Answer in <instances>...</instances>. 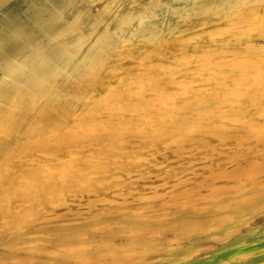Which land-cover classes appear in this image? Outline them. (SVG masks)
<instances>
[{"label":"rangeland","instance_id":"374dc122","mask_svg":"<svg viewBox=\"0 0 264 264\" xmlns=\"http://www.w3.org/2000/svg\"><path fill=\"white\" fill-rule=\"evenodd\" d=\"M0 114V264H264V0H0Z\"/></svg>","mask_w":264,"mask_h":264},{"label":"bare ground","instance_id":"6f19581e","mask_svg":"<svg viewBox=\"0 0 264 264\" xmlns=\"http://www.w3.org/2000/svg\"><path fill=\"white\" fill-rule=\"evenodd\" d=\"M95 28H96V27H95ZM104 35H105V34H104ZM52 37L55 38V37H58V36L53 35ZM75 38H76V37H75ZM102 40H103V39H102ZM102 40H100V41H102ZM87 42H88V41H87ZM97 43H98V41H97ZM109 43H110V42H109ZM101 44H102V42H101ZM101 44H100V45H101ZM100 45H99V46H100ZM84 46H85V45H84ZM102 46H104V45H102ZM97 47H98V46H97ZM95 49H96V48H95ZM104 49H106V47H104ZM100 51L102 52V50H100ZM81 52H82V51H81ZM99 53H100V52H99ZM99 53L95 52V53H93V55L91 54V55H92V58H91V60H90L89 63H88L89 66H91L92 64L94 65V64H96V63L99 62V60H100V59H99ZM101 54H102V53H101ZM101 54H100V55H101ZM73 56H74V55H73ZM73 56H72V57H73ZM85 58H86V57H85ZM16 59H17V58H16ZM67 59H68V58H67ZM101 59H102V58H101ZM75 60H76V59H75ZM71 61H72V60H71ZM103 61H104V59H103ZM78 62H79V61H78ZM41 63H42V62H41ZM69 63H70V62H69ZM101 63H102V62H101ZM4 64H6V63H4ZM99 64H100V63H99ZM28 65H29V64H28ZM39 66H40V65H39ZM84 66H86V65H84ZM32 67H33V66H32ZM40 67H41V66H40ZM40 67H39V68H40ZM81 67H83V66H81ZM92 67H93V66H92ZM11 68H12V67H11ZM27 68H28V67H27ZM34 68H35V67H34ZM44 68H45V67H44ZM94 68H95V67H94ZM35 69H36V68H35ZM86 69H87V68H86ZM14 70H15V69H14ZM14 70H13V72H14ZM39 70H40V69H39ZM10 71H11V69H10ZM29 71H30V70H29ZM29 71H28V72H29ZM37 71H38V70H37ZM37 71H36V72H37ZM42 71H44V70H42ZM76 71H77V70H76ZM89 71H90V68H89ZM89 71H88V72H89ZM25 72H26V71H25ZM44 72H45V71H44ZM91 72H93V71H91ZM34 73H35V72H34ZM20 74H22V72H20ZM54 74H55V73H54ZM11 75H12V74H11ZM13 75H14V74H13ZM88 75H89V74H88ZM9 76H10V75H9ZM17 76H18V75H17ZM22 78H23V77H22ZM20 79H21V78H20ZM51 81H52V80H51ZM20 82H22V81H20ZM50 83H51V82H50ZM11 84H12V83H11ZM13 84H14V83H13ZM17 84H18V83H17ZM17 84H16V85H17ZM52 86H53V85H52ZM17 87H18V86H17ZM21 87H23V86H21ZM28 87H29V88H33V89H34V92H33V93L37 94V91H38L39 89H38L36 86H34V84H30V85H28ZM41 87H42V86H41ZM50 87H51V86H50ZM17 89L19 90L20 88H17ZM18 90H17V91H18ZM17 94H18V93H17ZM1 114H2V112H1ZM1 114H0V115H1ZM224 134H225V133H224ZM225 137H226V136H225ZM257 138H258V137H257ZM179 139H180V138H178V140H179ZM182 139H183V138H182ZM226 139H227V138H226ZM261 139H262V138H261ZM263 139H264V138H263ZM180 140H181V139H180ZM184 141H185V140H184ZM175 142H176V141H175ZM178 143H179V142H178ZM207 144H208V142H207ZM225 174H226V173H225ZM227 178H228V177H227ZM237 178H238V177H237ZM243 180H244V179H243ZM253 184H254V183H253ZM232 185H233V184H232ZM257 185H258V184H257ZM260 185H262V184H260ZM262 186H263V185H262ZM262 186H261V187H262ZM200 187H201V186H200ZM208 187H209V186H208ZM214 188H215V187H214ZM219 188H220V187H219ZM263 188H264V187H263ZM261 189H262V188H261ZM190 190H191V189H190ZM190 190H189V191H190ZM214 190H216V191L214 192ZM214 190H212V191L210 190V191H211L212 193L214 192L215 194H216L217 191H218V192L221 191V190H219V189L217 190V188L214 189ZM259 190H260V189H259ZM262 190L264 191V189H262ZM192 191H193V190H192ZM253 191H254V190H253ZM253 191H252V192H253ZM255 191H256V190H255ZM263 191H262V192H263ZM221 192H222V191H221ZM259 192H260V191H259ZM259 192H258V193H259ZM222 193H223V192H222ZM178 194H179V193H178ZM215 194H214V195H215ZM261 194H264V193H261ZM219 195H221V193H219ZM219 195H218V196H219ZM251 195H256V194H255V192H254V194L251 193ZM218 196L215 195V197H218ZM257 196H258V195H257ZM209 197H210V194H209ZM212 197H213V194H212ZM244 197L246 198V196H244ZM213 198H214V197H213ZM245 198H244V200H245ZM218 199H219V198H218ZM250 199H251V198H250ZM252 199H253V198H252ZM242 200H243V199H242ZM246 200H247V198H246ZM182 202H183V201H182ZM245 202H246V201H245ZM163 203H165V201H164ZM166 203H167V202H166ZM187 203H188V202H187ZM191 205H192V204H191ZM196 205H197V204H196ZM194 206H195V205H194ZM203 206H204V205H203ZM233 215H234V214H233ZM225 216H226V215H225ZM230 216H231V215H230ZM230 216H228V217H230ZM223 217H224V215H223ZM247 217H248V216H247ZM230 219H231V218H230ZM132 231H133V230H132ZM138 231H139V230H138ZM63 239H64V238H63ZM77 243H78V242H77ZM77 243L73 242V243H69L68 245H69V246H72V245H73L74 247H76L75 245H77ZM46 244H47V243H46ZM127 246H128V245H127ZM127 246H126V247H127ZM65 247H68V246H65ZM74 247H72V250H73ZM79 247H80V245H79ZM124 247H125V246H124ZM81 248H82V247H81ZM146 248H147V246H146ZM69 249H70V248H69ZM147 249H148V248H147ZM64 250H65V249H64ZM64 250H63V248H62V252H63ZM70 250H71V249H70ZM90 250H91V249H90ZM37 251H38V250H37ZM67 251H69V250H67ZM65 252H66V250H65ZM133 252L135 253V251H133ZM250 252H251L250 250H249V251H246V252H243V253H241V256H245V254H248V253H250ZM63 253H64V252H63ZM134 253H133V254H134ZM143 253H144V251H143ZM77 254H78V253H77ZM113 254H114V253H113ZM133 254H132V255H133ZM150 254H151V253H150ZM74 255H75V254H74ZM124 255H126V254H124ZM134 255H135V254H134ZM77 256H78V255H77ZM126 256H127V255H126ZM126 256H125V257H126ZM129 256H130V255H129ZM140 256H141V255H140ZM178 256H179V255H178ZM178 256H177V257H178ZM135 257H136L135 259H137V257H139V255H138V256H135ZM126 258H127V257H126ZM139 261H140V260H139Z\"/></svg>","mask_w":264,"mask_h":264},{"label":"water","instance_id":"95a60500","mask_svg":"<svg viewBox=\"0 0 264 264\" xmlns=\"http://www.w3.org/2000/svg\"><path fill=\"white\" fill-rule=\"evenodd\" d=\"M162 264V263H161Z\"/></svg>","mask_w":264,"mask_h":264}]
</instances>
